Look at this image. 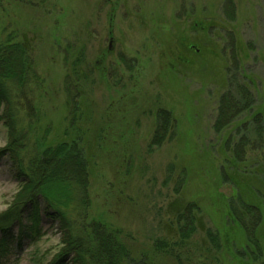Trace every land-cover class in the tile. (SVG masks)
Wrapping results in <instances>:
<instances>
[{"label":"rangeland","instance_id":"rangeland-1","mask_svg":"<svg viewBox=\"0 0 264 264\" xmlns=\"http://www.w3.org/2000/svg\"><path fill=\"white\" fill-rule=\"evenodd\" d=\"M6 3L4 22L18 24L43 80L29 142L77 143L88 165L89 219L120 230L130 264H264V116L263 137L254 121L264 113V0ZM234 74L256 102L217 132ZM160 108L172 115L170 136L151 147ZM245 134L239 161L234 145ZM7 142L0 126V150ZM21 188L9 161L0 163V220ZM231 199L260 209L257 247ZM190 202L200 211L182 241L177 216ZM61 236L45 219L38 239L15 236L21 245L2 264H54Z\"/></svg>","mask_w":264,"mask_h":264},{"label":"trees","instance_id":"trees-1","mask_svg":"<svg viewBox=\"0 0 264 264\" xmlns=\"http://www.w3.org/2000/svg\"><path fill=\"white\" fill-rule=\"evenodd\" d=\"M6 2L0 0V126L5 128L8 142L0 150V163L9 161L13 178L22 188L16 202L0 220V264L1 258L21 245V242L16 245V238L26 236L34 240L42 236L45 219L57 224L62 233L64 249L54 264H130L134 259L120 230L89 219L88 165L77 143L42 149L29 142L30 130L39 116L35 98L44 88L43 80L36 76L33 57L20 40L18 24L4 22L10 1ZM255 102L253 91L234 74L228 90L220 97L215 130L221 132L230 126L241 114L250 111ZM263 116L264 113L254 117L260 137H263L260 132ZM171 123V113L160 108L151 147L161 146L170 136ZM242 128L247 127L244 124ZM248 144L249 137L245 134L234 145L237 160H244ZM230 210L244 228L248 241L257 247L255 232L262 220L260 209L243 200L238 205L231 199ZM195 211H200L199 207L190 202L177 216L182 241L195 232Z\"/></svg>","mask_w":264,"mask_h":264}]
</instances>
